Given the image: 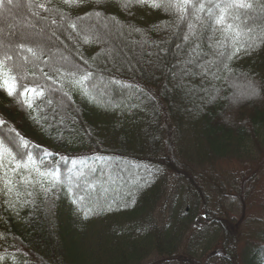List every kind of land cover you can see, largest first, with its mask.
<instances>
[{
	"label": "trees",
	"instance_id": "trees-1",
	"mask_svg": "<svg viewBox=\"0 0 264 264\" xmlns=\"http://www.w3.org/2000/svg\"><path fill=\"white\" fill-rule=\"evenodd\" d=\"M251 3L253 47L218 69L220 34L195 16L177 24L117 0H0V14L50 40L38 59L15 56L20 83L45 96L27 109L0 90V132L54 154L48 164L69 158L53 191L19 187L16 212L0 196V264H264V0ZM61 15L84 20L73 31ZM10 19H0V38L22 40L2 34ZM86 27L102 39L84 44ZM74 65L77 75L56 84L40 71L56 79ZM83 71L93 73L88 97L73 84Z\"/></svg>",
	"mask_w": 264,
	"mask_h": 264
},
{
	"label": "snow or ice",
	"instance_id": "snow-or-ice-1",
	"mask_svg": "<svg viewBox=\"0 0 264 264\" xmlns=\"http://www.w3.org/2000/svg\"><path fill=\"white\" fill-rule=\"evenodd\" d=\"M82 2L83 0H63V3L68 7L79 6ZM96 3L102 4L103 0H96ZM117 3L125 11H129L134 4L147 5L153 10L162 9L168 14L177 15V24L195 16L197 20L210 27L214 35L217 32L220 34V46H223L225 50L216 53L218 63L216 61L214 63L218 69L220 67L228 68L227 61L232 60L241 51H251L253 47V44L250 43L253 29L248 22L250 10L253 7L251 0H207V3L205 0H117ZM38 7L44 11H53L43 4ZM189 8L192 9L191 13ZM31 14L38 16L34 9H31ZM92 15L99 17L101 13L99 11L86 13V16ZM60 20L73 31H78V26L84 17H78L76 21H72L69 17L61 15ZM53 23L55 24L56 21L54 20ZM188 29L189 32L192 31L191 23L188 24ZM133 30L140 31L139 29ZM79 31L84 34V44H91L93 41L99 42L102 39L99 32L93 33L90 28L86 27ZM184 39L187 41L189 36L185 35ZM24 52H28L38 59L42 54L40 42L32 40L28 35H25L20 41L0 38V90L6 92L10 97L17 98V102L23 107L33 109L35 102L45 96V87L38 83L33 85L20 83V78L15 74V56ZM10 61L13 63L9 64ZM40 71L46 79L52 80V83L56 84L59 76L65 74L76 76L79 66L74 65L72 70L67 73L56 69V79H53L48 72H44L43 68ZM92 77L91 71H83L79 74L78 79L73 80L74 86L79 87L85 97L91 95V88L94 87L89 83ZM114 82L120 83L119 81ZM55 90L49 89V91ZM48 103L51 104L52 101L48 100ZM3 123L0 121V125ZM12 131L9 129L7 133L0 132V196L5 197L4 203L11 211L16 212V202H20L21 195L19 187L24 185L27 188L29 185L38 184L45 193L53 191L57 184L63 182L61 164L67 166L69 158L60 157L59 162L54 165L48 164L54 154L46 150L35 153L33 149L36 146H30V142L19 133L13 136ZM71 163L75 168L76 160L73 159ZM45 184H49L50 187H45ZM25 194L33 195L31 191H26ZM13 195L17 197L15 202L12 199ZM80 199L83 200L84 197H80ZM75 202L73 200V203ZM29 203H34V201L24 200L21 202V207Z\"/></svg>",
	"mask_w": 264,
	"mask_h": 264
},
{
	"label": "rangeland",
	"instance_id": "rangeland-1",
	"mask_svg": "<svg viewBox=\"0 0 264 264\" xmlns=\"http://www.w3.org/2000/svg\"><path fill=\"white\" fill-rule=\"evenodd\" d=\"M11 9V11H15L14 9L15 8H10ZM7 11V12H6ZM4 13L2 12L1 14H0V19L2 20L3 18H7V19H9V18H11L10 19V22L8 23L9 25L6 27V29L4 30H2L1 32H2V34L3 35H7V38L9 37H15L16 36V38H18V39H23L24 38V36L25 35H28L32 40H34V41H39L40 42V44H41V42L42 41H44V42H50V40H49V38H47V37H45V36H47V35H45L44 36V34L43 33H40V31H38V30H29L28 28H27V23L26 22H28L26 19H21V20H18V18H16V15H14V13L13 12H10V11H8V10H6ZM23 17V16H22ZM6 20V19H5ZM26 24V25H25ZM25 26V27H24ZM24 27V28H23ZM19 29H20V31H19ZM19 31V33H16V32H18ZM1 34V33H0ZM113 34H119L118 32H116V31H113L112 33H110L109 32V34L107 35V37H110V36H112ZM20 36V37H19ZM119 36H120V34H119ZM122 36V35H121ZM120 36V37H121ZM111 38V37H110ZM146 51H145V53H147V51H148V49H145ZM139 56V55H138ZM64 58H65V56H62V55H60L59 57H57V59H55V60H57V61H59V59L61 60H64ZM250 94V91H248L247 90V88H246V84L245 83H243L242 84V82H238L237 83V90H236V97H235V100L236 101H238V100H242L243 101V103L245 104V103H247L248 101H249V99L248 98H244V94ZM247 97V96H246ZM239 102V101H238ZM240 103V102H239ZM241 104H242V102H241ZM127 185V184H126ZM256 215H259V212L258 211H256V213H255Z\"/></svg>",
	"mask_w": 264,
	"mask_h": 264
}]
</instances>
